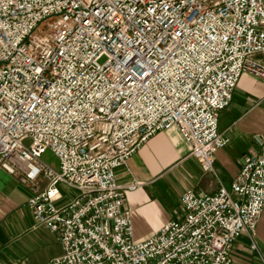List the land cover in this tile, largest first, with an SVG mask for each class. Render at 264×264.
Returning <instances> with one entry per match:
<instances>
[{
	"label": "built area",
	"instance_id": "built-area-1",
	"mask_svg": "<svg viewBox=\"0 0 264 264\" xmlns=\"http://www.w3.org/2000/svg\"><path fill=\"white\" fill-rule=\"evenodd\" d=\"M244 74L264 81V0H0V167L58 234L49 264H231L264 209V131L230 189L185 190L145 238L125 206L140 182L116 170L176 128L214 172L230 140L219 113Z\"/></svg>",
	"mask_w": 264,
	"mask_h": 264
},
{
	"label": "crops",
	"instance_id": "crops-1",
	"mask_svg": "<svg viewBox=\"0 0 264 264\" xmlns=\"http://www.w3.org/2000/svg\"><path fill=\"white\" fill-rule=\"evenodd\" d=\"M219 132L230 140L214 153V172L205 171L190 155L188 143L176 128L155 133L116 170L120 184L139 181L127 194L126 208L135 238H145L178 215L181 194L215 193L230 189L245 156L260 151L264 131V81L244 74L230 104L218 119ZM30 189L0 167V264H49L62 253L58 234L35 226L27 207ZM252 243L256 244L252 248ZM231 264H264V209L253 234L233 243Z\"/></svg>",
	"mask_w": 264,
	"mask_h": 264
},
{
	"label": "rangeland",
	"instance_id": "rangeland-1",
	"mask_svg": "<svg viewBox=\"0 0 264 264\" xmlns=\"http://www.w3.org/2000/svg\"><path fill=\"white\" fill-rule=\"evenodd\" d=\"M104 59H101V62ZM23 143L25 145H29L31 143V138H26ZM42 159L50 166H52L53 168H58V164H59V160L56 157V155L51 152L50 150H47L43 155H42Z\"/></svg>",
	"mask_w": 264,
	"mask_h": 264
}]
</instances>
